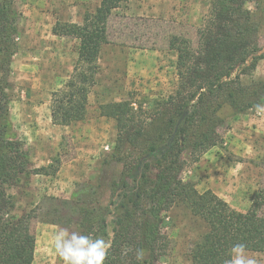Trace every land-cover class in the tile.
Returning a JSON list of instances; mask_svg holds the SVG:
<instances>
[{"label": "rangeland", "instance_id": "1", "mask_svg": "<svg viewBox=\"0 0 264 264\" xmlns=\"http://www.w3.org/2000/svg\"><path fill=\"white\" fill-rule=\"evenodd\" d=\"M100 2L15 0L13 5L18 34L8 75L10 137L22 142L31 173L20 176L7 192L15 198L16 215L31 217L35 236L31 264H62L51 246L57 229L91 234L109 197L116 193L115 179L104 192L96 188L103 162L111 161L118 136L116 121L102 116L101 106L128 102L136 112L157 110L178 85L171 39L184 38L195 45L197 30L211 5V0L122 3L107 22L108 41L100 50L84 119L69 126L54 125L52 95L74 73L79 41L54 34L53 29L58 24L82 25ZM245 7L259 22L258 45L264 49V0H248ZM262 81L264 58L241 77L244 86ZM233 113L228 106L220 111L224 124L217 131V144L196 161L185 159L178 180L192 183L199 193L213 192L237 212L257 208L264 217V114L257 115L254 108ZM145 120L149 122L151 116ZM124 159L121 156L115 172L121 170ZM40 168L45 170L32 173ZM155 173L152 166L140 183L145 185ZM118 214V208L111 207L106 218L112 234ZM159 217L163 239L151 264H192L191 249L207 232L206 223L182 204ZM250 253L258 264H264V252Z\"/></svg>", "mask_w": 264, "mask_h": 264}, {"label": "trees", "instance_id": "2", "mask_svg": "<svg viewBox=\"0 0 264 264\" xmlns=\"http://www.w3.org/2000/svg\"><path fill=\"white\" fill-rule=\"evenodd\" d=\"M126 1L101 0L82 25L58 24L53 29L54 34L79 41L74 73L64 88L52 95L54 125L69 126L84 119L100 50L108 41V19ZM14 2L0 0V264H31L35 249L31 217L16 215L15 198L7 192L20 176L31 173L22 142L10 137L8 75L18 34ZM247 2L211 0L195 45L184 38L171 39L178 85L153 113L136 112L128 102L101 106L102 116L114 119L118 131L111 161L103 162L96 184L104 192L107 183L115 179L116 193L109 197L105 212L89 234L108 239L106 218L111 207L118 208L104 264H151L163 239L159 216L175 204L185 206L208 227L191 249L192 264H224L235 243H245L249 252H264V217L258 215L257 208L237 212L213 192L199 193L192 183L178 180L185 159L196 161L217 144V131L224 124L219 113L224 107L238 115L255 104L264 105L263 81L249 86L241 83V77L264 58L257 39L259 22L245 7ZM150 116L147 122L145 118ZM121 156L125 162L115 172ZM152 166L154 179L142 185L141 179ZM138 249L144 250L142 261L136 258Z\"/></svg>", "mask_w": 264, "mask_h": 264}, {"label": "clouds", "instance_id": "3", "mask_svg": "<svg viewBox=\"0 0 264 264\" xmlns=\"http://www.w3.org/2000/svg\"><path fill=\"white\" fill-rule=\"evenodd\" d=\"M254 110L264 114V105L255 104ZM113 234L108 232V239L92 237L60 227L52 237L51 246L62 264H104L111 247ZM144 250L138 249L136 258L142 261ZM224 264H258V260L249 252L245 243H235L228 250Z\"/></svg>", "mask_w": 264, "mask_h": 264}, {"label": "crops", "instance_id": "4", "mask_svg": "<svg viewBox=\"0 0 264 264\" xmlns=\"http://www.w3.org/2000/svg\"><path fill=\"white\" fill-rule=\"evenodd\" d=\"M256 114H257V115H261V114H258L257 112H256ZM255 116H256V115H255Z\"/></svg>", "mask_w": 264, "mask_h": 264}]
</instances>
